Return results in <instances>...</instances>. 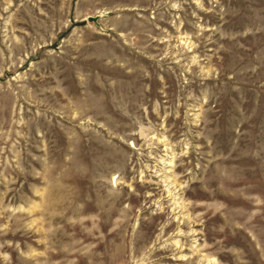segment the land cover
<instances>
[{
  "label": "rangeland",
  "instance_id": "374dc122",
  "mask_svg": "<svg viewBox=\"0 0 264 264\" xmlns=\"http://www.w3.org/2000/svg\"><path fill=\"white\" fill-rule=\"evenodd\" d=\"M0 264H264V0H0Z\"/></svg>",
  "mask_w": 264,
  "mask_h": 264
}]
</instances>
